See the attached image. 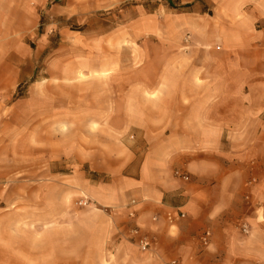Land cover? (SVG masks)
I'll return each mask as SVG.
<instances>
[{"label":"crops","instance_id":"crops-1","mask_svg":"<svg viewBox=\"0 0 264 264\" xmlns=\"http://www.w3.org/2000/svg\"><path fill=\"white\" fill-rule=\"evenodd\" d=\"M214 1L209 14L196 6L184 12L194 0H180L176 17L188 25L166 34L189 42L176 60L167 53L165 74L129 81L144 86L127 92L126 78L119 80L120 94L139 98L114 110L115 131L132 132L140 156L124 152L117 182L89 185L92 203L71 217L68 234L56 213L28 228L17 211L8 213L0 264H264V0ZM30 2L0 0L1 83L19 78L10 42L35 25ZM15 149L20 160L0 150V180L29 175L31 150L45 152V144L34 150L22 138ZM38 162L45 178V156ZM83 162L94 177L104 173L94 153ZM168 212L185 217L170 224ZM132 228L152 242L149 251L138 249Z\"/></svg>","mask_w":264,"mask_h":264},{"label":"rangeland","instance_id":"rangeland-1","mask_svg":"<svg viewBox=\"0 0 264 264\" xmlns=\"http://www.w3.org/2000/svg\"><path fill=\"white\" fill-rule=\"evenodd\" d=\"M179 2L31 0L36 23L10 42L19 78L0 82V150L20 160L15 148L27 138L34 150L45 144V152L31 150L29 175L0 180L4 225L10 212L17 211L27 221L25 228L39 216L52 221L56 213L62 233L68 234L71 217L76 220V213L92 203L89 185L117 182L124 152L134 150L140 156L143 149L132 132L115 131L120 115L114 110L130 107L132 99L139 98L137 93L120 94L119 80L126 78V92L132 85L139 89L144 84L129 81L165 74L167 53L175 60L181 56L189 35L166 34L167 27L188 25L176 17L184 7ZM213 2L194 0L184 12L196 6L211 14ZM168 44L179 48L168 50ZM107 128L109 135L103 132ZM88 152L103 170L100 176L94 177L83 162ZM39 155L45 156V178L39 175Z\"/></svg>","mask_w":264,"mask_h":264},{"label":"built area","instance_id":"built-area-1","mask_svg":"<svg viewBox=\"0 0 264 264\" xmlns=\"http://www.w3.org/2000/svg\"><path fill=\"white\" fill-rule=\"evenodd\" d=\"M131 204H134V203L132 202ZM129 217L134 218V214L130 213ZM184 217H185V215L183 213L174 214L173 212H168L165 215V220L168 223L172 224L175 221L183 219ZM241 231L243 233L247 232V228L245 225L241 226ZM130 234L132 237L137 238V247L140 251L146 252V251H149L151 249L152 242L147 237L141 236L138 228H132L130 230ZM209 239H210V232L209 231L203 232L199 237L200 244L202 246H207L209 243ZM169 264H177V262L175 260H173Z\"/></svg>","mask_w":264,"mask_h":264}]
</instances>
